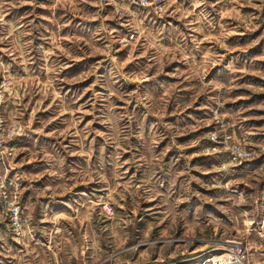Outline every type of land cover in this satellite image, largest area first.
<instances>
[{
  "label": "rangeland",
  "instance_id": "1",
  "mask_svg": "<svg viewBox=\"0 0 264 264\" xmlns=\"http://www.w3.org/2000/svg\"><path fill=\"white\" fill-rule=\"evenodd\" d=\"M0 113V264H264V0H0Z\"/></svg>",
  "mask_w": 264,
  "mask_h": 264
},
{
  "label": "crops",
  "instance_id": "2",
  "mask_svg": "<svg viewBox=\"0 0 264 264\" xmlns=\"http://www.w3.org/2000/svg\"><path fill=\"white\" fill-rule=\"evenodd\" d=\"M71 181L73 182V184H71L69 186V182L66 181V183H68V185L65 187L64 184L60 185V188H50V189H46L45 191V196H52V198H45V203L48 201L50 202V206L53 205H59L60 206V212L61 214H75V209L78 208L79 210V206H81V204H83L82 202L84 201L85 198V194L81 193V191H83V187L79 188L77 187L76 190L74 191V189H71V187H73L74 185H84V179H81L79 177H73ZM63 181V180H62ZM69 189H71L72 191L70 192ZM88 196H91L94 194V192H92V194H88L86 193ZM88 200L91 198H87ZM75 200V201H74ZM83 204V207H81V211H83L85 208ZM83 209V210H82ZM264 213V212H263ZM93 214V213H92ZM264 215V214H263ZM76 224L74 223L73 220V225L70 224L69 221H66L63 224V228L61 229V239L63 240L62 244H64L65 242L71 240V239H75L74 241L77 243L78 248H79V252H82L83 249L85 250L86 247V243H89V237H88V233L86 228H88L87 226V220L79 215V213L76 216ZM94 222H89V230L91 229L90 226L93 225ZM257 223V222H256ZM90 232V231H89ZM92 237H90V240L92 241V245H94L93 241L96 239V241H98V237L99 234L96 232L95 233L92 231ZM96 236V238H95ZM96 246V245H95ZM80 257H84V255H80Z\"/></svg>",
  "mask_w": 264,
  "mask_h": 264
},
{
  "label": "built area",
  "instance_id": "3",
  "mask_svg": "<svg viewBox=\"0 0 264 264\" xmlns=\"http://www.w3.org/2000/svg\"><path fill=\"white\" fill-rule=\"evenodd\" d=\"M131 34L132 30L128 32L129 36H131ZM17 130L18 126L15 124H12L8 127L5 124V119L0 113V145H2V142L5 138H9L16 134ZM229 150L231 151L233 157H246L250 153L248 148L234 141L230 142ZM7 211L9 217L13 222H15L17 218L16 204H10L7 207ZM257 224L258 226L264 224V215L257 219ZM206 260L208 261V264H248L245 245L242 242L234 239H225L222 241L219 251L209 253L206 257ZM166 264L175 263L168 262Z\"/></svg>",
  "mask_w": 264,
  "mask_h": 264
}]
</instances>
